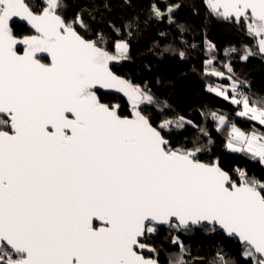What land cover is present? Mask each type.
<instances>
[{
	"label": "snow or ice",
	"instance_id": "obj_1",
	"mask_svg": "<svg viewBox=\"0 0 264 264\" xmlns=\"http://www.w3.org/2000/svg\"><path fill=\"white\" fill-rule=\"evenodd\" d=\"M115 2L0 0V264H190L200 231L232 245L207 264H264V89L233 63L264 62V0H202L238 40L205 36L198 118L120 71L153 28L141 55L190 59L185 0Z\"/></svg>",
	"mask_w": 264,
	"mask_h": 264
},
{
	"label": "trees",
	"instance_id": "obj_2",
	"mask_svg": "<svg viewBox=\"0 0 264 264\" xmlns=\"http://www.w3.org/2000/svg\"><path fill=\"white\" fill-rule=\"evenodd\" d=\"M80 2L85 3V0H80ZM114 10L116 12L122 10L115 0ZM123 11L127 12L129 10L123 9ZM180 19L182 22L187 20L192 25L193 30L186 39L197 45V48L192 50L188 61L158 60L151 54L141 55V52H146V49L151 46V41L156 35V29L153 28L133 42L134 59L125 63L120 71L136 82L147 80L154 91L167 98L178 112L196 117L195 110L201 104L213 108L222 107V102L204 91L205 82L200 78L199 72L193 71V68L199 69L205 57L203 51L205 36L217 46L218 58L221 60L224 58V49L236 44L238 36L231 25L210 16L202 0H185L184 7L180 11ZM233 63L237 66L239 72L253 81L254 89H264V62L253 59L246 65H241L238 60H234ZM145 65H148V68ZM113 102H116V99ZM223 110L227 111V107H224ZM213 136L222 139L214 131ZM215 151L219 154L221 149L217 148ZM243 166L247 168L251 175L257 177L264 175V168L253 162L245 161ZM182 238L191 253L190 257H186V259H189L190 264H201V261L196 259L197 257H202L203 264H207L218 247L222 246L225 249H230L232 246L231 242L224 237L203 231ZM176 252H178L177 248L165 243L164 255L161 256L162 264H166L168 256L174 255Z\"/></svg>",
	"mask_w": 264,
	"mask_h": 264
}]
</instances>
